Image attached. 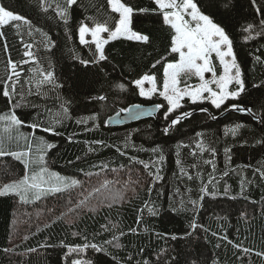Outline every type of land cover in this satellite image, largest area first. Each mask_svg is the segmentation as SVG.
Returning <instances> with one entry per match:
<instances>
[{
    "label": "trees",
    "instance_id": "1",
    "mask_svg": "<svg viewBox=\"0 0 264 264\" xmlns=\"http://www.w3.org/2000/svg\"><path fill=\"white\" fill-rule=\"evenodd\" d=\"M124 2L149 9L136 14L134 28L149 34L151 42L110 41L105 45L107 59L97 61L95 44H81L78 29L82 23L93 26V21L105 20L114 27L118 14L111 12L108 0H77L67 24L54 11L55 4L63 6L65 0H46L43 7L41 0H0L33 25L31 36L27 25L19 30L12 25L2 29L0 88L9 58L17 63L18 71L23 68L22 81L31 75L29 69L36 67L21 63L27 59L23 55L26 43L36 45L32 50L42 66L54 71L56 83L62 85L46 86L41 95H26L25 100L15 96L11 103L0 93V115L8 114L17 102L23 103L24 107L15 108L25 121L20 131L28 135L34 132L36 138L43 137L54 145L45 153L49 170L83 182V187L71 192L27 202L11 195L0 197V264H72L73 260L92 264H264V257L255 254L264 252V26L260 23L264 20V0H199L205 13L225 27L233 40L245 91L220 109L208 100L194 104L185 98L167 118V101L158 92L141 96L133 82L145 74L155 75L157 87L162 89L164 65L178 59L168 51L171 30L163 25L159 12L152 11L154 0ZM250 24L252 30L245 31ZM36 28L47 33V39ZM49 40L54 46L46 50L44 43ZM213 62L219 75V61L213 57ZM198 82L196 77L187 81L191 85ZM17 87L19 91L21 86ZM23 87L27 92L28 85ZM236 87L231 85L232 90ZM101 96L105 99H99ZM65 102L68 117L57 124L55 114ZM136 103L162 107L153 117L121 126L108 124L111 116ZM232 104L252 111L233 109ZM92 116L96 119H89ZM177 117L180 122L172 125ZM33 122H39L41 128L28 127ZM238 124L241 127L233 135L230 129ZM45 127L53 131L45 132ZM197 143L214 148L215 154L200 152ZM23 144V140L18 144L5 138L4 149L21 151ZM154 148L161 151L154 152ZM161 154L162 163L158 162ZM141 162L148 163L149 169ZM181 168L193 179L189 180ZM149 171H159L162 179L155 181ZM24 174L21 161L11 155L0 156V186ZM104 180L112 183L94 192L87 206L76 207ZM204 185L208 187L206 195L200 192ZM121 191L123 200L105 199ZM189 200L198 201V206L193 208ZM149 208L158 214L151 215ZM193 220L201 226L194 231L190 226ZM174 235L175 240L171 238ZM85 243L104 251L89 247L69 253V247ZM237 244L241 247L236 248ZM244 248L252 251L245 253Z\"/></svg>",
    "mask_w": 264,
    "mask_h": 264
},
{
    "label": "snow or ice",
    "instance_id": "2",
    "mask_svg": "<svg viewBox=\"0 0 264 264\" xmlns=\"http://www.w3.org/2000/svg\"><path fill=\"white\" fill-rule=\"evenodd\" d=\"M46 3V0H41V6ZM156 7L152 11H157L162 16L163 25L167 26L171 30L170 34V47L168 51L170 54H175L178 59L172 62H168L164 65L163 70V85L162 90L157 87V80L155 75L145 74L141 78L136 79L133 83L139 89L141 96L150 97L157 92L161 97L167 101V114L173 113L176 109L181 107V101L187 97L192 103L203 102L208 100L215 108L220 109L222 105L228 100H236L245 91V81L243 79V72L240 64L238 63L236 54L233 49V40L230 38L229 33L226 31L220 23L216 22L213 16L209 13L206 14L203 7L200 5L199 0H154ZM74 5H77V0H65L63 6L61 4H55V13L65 24L68 23L71 15V10ZM108 5L111 12L118 14V19L115 20L114 27L109 26L107 20L103 22L93 21V26L90 27L86 23H82L79 26V39L81 44H87L86 35L91 36V43L95 44V56L97 61H103L107 59L105 54V45L110 41H115L124 38L128 41L141 42L149 44L150 35L145 34L141 30H135L134 17L137 13H148V8H137L124 0H108ZM48 7H52L51 4ZM47 11V8H44ZM261 25L264 26V20ZM12 25L17 30L22 25L28 26V35H32V21L22 14H19L13 10H10L4 4L0 3V38H4V32L2 29L5 26ZM253 26L250 24L245 31L252 30ZM37 33H41L47 39V33H43L41 29L36 28ZM107 33V38H104L102 34ZM260 33H258L259 35ZM247 39V38H246ZM36 45L34 43L24 44V57L22 64H33L36 67L30 68L29 75L25 80H21L23 74V68L20 71L17 70L18 65L11 58L7 61L6 79L2 81L3 87L0 88V93L3 97L7 98L8 102L14 99L15 96H20L21 100L26 99V95H41V89L46 86H53L54 88L61 87L56 83L55 73L52 70L45 69L42 66L41 60L33 52V48ZM54 46V42L44 43V48L50 50ZM5 51H7V43L4 45ZM213 57L219 61V65L222 68V72L217 75V66L213 62ZM259 61L260 57H256ZM82 63H88V61H81ZM156 63H160L159 60ZM156 65L153 64L152 67ZM206 74H210V78H206ZM192 77H196L199 81L196 85L188 84L187 81ZM184 86L181 87V83ZM145 82L151 84V87L147 90L144 87ZM237 85L235 90H231L232 84ZM28 85L27 92H25L23 85ZM18 85L20 90L18 91ZM33 87L36 89L33 93ZM124 87L123 84L120 85ZM46 94V93H44ZM99 99L103 100L105 97L101 96ZM67 102L60 105V111L55 116V123L59 124L62 120L68 117L69 108L66 106ZM25 105L21 102L15 104V108H21ZM157 109L162 105H156ZM233 109L239 111L251 112L250 108H243L239 104H232ZM15 108L8 114L0 115V156L11 155L16 160L23 163L25 168V174L21 178L15 179L9 183H5L0 186V197L15 196L21 201L27 202L30 198L40 199L42 196L49 194H56L62 192H71V190L77 187H83V182L73 177L62 176L57 172L50 171L46 166L45 153L48 149L54 147L53 144L48 143L43 137L36 138L34 132L31 135L25 134L20 131L21 127L25 125V121L22 120L16 113ZM50 111V110H49ZM121 112L130 111L129 109H121ZM207 111V109H202ZM119 115V113H117ZM185 117L188 113L183 114ZM89 119H96L95 116L89 117ZM82 121H78L80 123ZM180 122V118L171 121L172 125H176ZM31 129L35 130L41 128L39 122H33L28 125ZM241 125H236L230 129L233 135H236ZM168 128H165V133L168 132ZM43 131H53L51 127L43 128ZM13 133L16 135L13 136ZM197 135H201L197 133ZM5 138L9 141L15 139L17 143L23 140V150L8 152L4 149ZM102 143V142H98ZM197 148L200 152L210 151L215 154L214 148H207L203 143H197ZM91 151V149H90ZM154 152L161 151L159 148H154ZM230 149H225V153H228ZM195 155V153H193ZM164 156L161 154L158 158V162L162 163ZM143 163L145 169H149V164ZM156 163V162H153ZM178 164L181 162L178 160ZM205 163H212V161H205ZM34 166L38 168L33 170ZM196 167V165H193ZM184 175L188 176L191 180L193 177L188 175L187 172L181 168ZM90 175V174H89ZM199 175V174H197ZM224 175H228L224 172ZM149 176H154L155 181H159L162 177L159 175V171L153 174L149 171ZM261 177L264 178V172H261ZM214 177L209 179L208 183L212 184ZM112 183L111 181L104 180L100 187L94 188L88 191L84 198L79 201L76 207L87 206L89 198L93 193H99L101 188H107ZM127 187V185H125ZM151 192V187H149ZM133 191H135L133 189ZM179 191V189H177ZM190 191V189H189ZM200 192L208 194V187L204 185L200 188ZM227 192V188L225 189ZM105 199H111L112 202H118L124 199L123 192H119L111 197H105ZM203 199V196H201ZM193 208L198 206V201L189 200ZM103 204V201L100 202ZM111 207V203L108 204ZM99 207V205L97 206ZM180 207H184V202L181 200ZM96 210V207L92 209ZM176 210L175 208L173 209ZM71 211V209H69ZM149 213L153 216L158 214V211L154 208L148 209ZM64 214H62L63 216ZM71 222V221H70ZM138 223L139 218H138ZM193 231L197 227H201L196 224L195 220L191 223ZM130 231H135L130 229ZM120 235H124L121 232ZM191 235V233H188ZM215 235V233H213ZM173 240L177 239L174 235L171 237ZM114 239H118L114 237ZM227 239V237H225ZM110 243V242H108ZM119 247V244L116 245ZM236 248H240L239 244L234 245ZM93 248L97 252H103L104 249L96 244L85 243L82 246L69 247L68 251L71 252H83L87 248ZM8 251V249H5ZM29 251H35V249H29ZM245 253H249L252 250L244 248ZM257 256L264 257V252H256ZM131 259V257H129ZM72 264H92V261L73 260ZM144 264H148L147 261Z\"/></svg>",
    "mask_w": 264,
    "mask_h": 264
},
{
    "label": "water",
    "instance_id": "3",
    "mask_svg": "<svg viewBox=\"0 0 264 264\" xmlns=\"http://www.w3.org/2000/svg\"><path fill=\"white\" fill-rule=\"evenodd\" d=\"M154 104L136 103L128 107L130 111L120 112L119 115L111 116L108 119V124L112 126H121L127 123L139 121L141 119L156 116L159 109Z\"/></svg>",
    "mask_w": 264,
    "mask_h": 264
},
{
    "label": "rangeland",
    "instance_id": "4",
    "mask_svg": "<svg viewBox=\"0 0 264 264\" xmlns=\"http://www.w3.org/2000/svg\"><path fill=\"white\" fill-rule=\"evenodd\" d=\"M90 27H92V26H90ZM103 36H104V38H107V33H104V34H102ZM86 40L87 41H91V36H90V34L89 35H86ZM206 78H210V74H206ZM199 83V82H198ZM197 83V84H198ZM196 85V84H195ZM181 87H183L182 85H180ZM144 87H145V89L147 90L148 88H150L151 87V84H149L148 82H145V84H144ZM230 89H231V86H230ZM162 90V89H161ZM232 90V89H231ZM185 98H187V97H185ZM184 98V99H185ZM183 99V100H184ZM183 100L181 101V105H182V103H183ZM36 168V167H35ZM34 168V169H35ZM35 170H37L38 171V169H35Z\"/></svg>",
    "mask_w": 264,
    "mask_h": 264
}]
</instances>
